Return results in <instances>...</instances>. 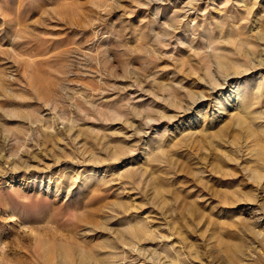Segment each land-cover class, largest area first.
<instances>
[{
	"label": "rangeland",
	"instance_id": "rangeland-1",
	"mask_svg": "<svg viewBox=\"0 0 264 264\" xmlns=\"http://www.w3.org/2000/svg\"><path fill=\"white\" fill-rule=\"evenodd\" d=\"M0 264H264V0H0Z\"/></svg>",
	"mask_w": 264,
	"mask_h": 264
}]
</instances>
